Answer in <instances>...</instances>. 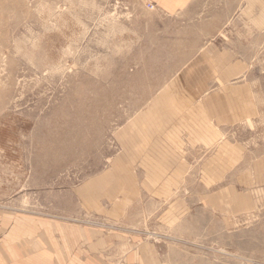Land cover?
I'll return each instance as SVG.
<instances>
[{"label":"rangeland","instance_id":"obj_1","mask_svg":"<svg viewBox=\"0 0 264 264\" xmlns=\"http://www.w3.org/2000/svg\"><path fill=\"white\" fill-rule=\"evenodd\" d=\"M239 1L0 0V264H264V31L238 36Z\"/></svg>","mask_w":264,"mask_h":264},{"label":"crops","instance_id":"obj_2","mask_svg":"<svg viewBox=\"0 0 264 264\" xmlns=\"http://www.w3.org/2000/svg\"><path fill=\"white\" fill-rule=\"evenodd\" d=\"M154 1L159 3L161 9L167 15L179 14L181 13V11L189 7H191L192 9V7H195L194 5L199 6V2H200V0H154ZM239 5L241 6L239 7ZM238 8L240 9H238L239 11L237 12V16L235 19H237L239 25H241L239 29L242 32H239L238 35L239 37L241 34L244 36L245 39L246 36L253 37L264 31V0H248V1L240 0L238 4ZM193 28L194 31H196L195 37H199L200 39L199 41H195L191 43L190 45L191 48L189 47L186 50L182 51L181 53L189 54L192 56L194 55L193 57L190 58L188 62L189 64L190 63L192 64L190 66H186V69L193 70L196 72L198 71V69H200L199 66L200 62L197 61L196 56L198 55V53L202 51V48L204 49V47L202 46V43L204 42L203 39L206 37L209 38L213 37L214 29L212 26H209L208 23L206 25H201V26L195 25ZM207 30H210L209 34L207 33ZM239 41L241 43L238 44L239 49H237V51H234V49H230L229 47H226L224 51V48H222L223 51L221 52V57H220L221 72L218 74V78L221 80L222 83L228 82L234 76L239 77L237 72L240 71L241 69H245L244 64L238 60L239 58L245 59L246 57L244 54H242V50H241L245 46V41L242 42L240 38ZM210 45H208L205 51L202 52L207 59L210 57V55L213 52H215L214 46L212 44ZM233 55L237 56L236 60L238 61H235L234 59V62H231L233 59ZM205 77H207L206 79L207 81H209V83L213 84L212 75L209 78L208 76ZM188 87L189 89H191V87L192 88L194 87V89H196L197 84L191 83ZM180 90L182 91V89ZM184 96H188L185 97V100H189V101H195L197 99L196 96L194 97L190 93H187V95L185 94Z\"/></svg>","mask_w":264,"mask_h":264}]
</instances>
